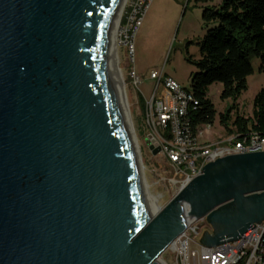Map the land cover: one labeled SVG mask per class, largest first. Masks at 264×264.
<instances>
[{
	"label": "water",
	"instance_id": "95a60500",
	"mask_svg": "<svg viewBox=\"0 0 264 264\" xmlns=\"http://www.w3.org/2000/svg\"><path fill=\"white\" fill-rule=\"evenodd\" d=\"M120 2L0 0V264H162L194 219L208 248L264 222V151L207 164L150 212L109 65Z\"/></svg>",
	"mask_w": 264,
	"mask_h": 264
},
{
	"label": "rangeland",
	"instance_id": "374dc122",
	"mask_svg": "<svg viewBox=\"0 0 264 264\" xmlns=\"http://www.w3.org/2000/svg\"><path fill=\"white\" fill-rule=\"evenodd\" d=\"M138 4H140L139 0L127 1L118 30L115 60L125 87L143 174L150 194L157 199L160 207H164L179 192V184L174 181L179 177L176 176L168 159L162 154L154 155L145 143L140 131L144 122L141 114L143 104L138 102L140 97L138 90L133 87L128 76L129 57L126 43L133 38L129 30L135 7ZM130 9L133 10L132 14L129 13ZM203 11V3L198 0L149 1V7L142 14L139 30L133 39L135 67L142 78L140 88L148 97L152 95L158 83V80L151 78L154 70L163 71L164 77L170 76L183 87L191 88V73L196 71V66L189 59L198 60L201 57L199 41L207 31L203 21ZM127 15L129 18L124 24ZM253 66L254 72L248 77V89L238 100L240 111L246 117L252 115L255 98L264 89V72L260 71V60L255 59ZM222 91L221 82H215L209 86L208 95L215 105L216 117L211 128L206 124L198 127V131L203 133L201 140L204 142L215 141L226 134V127L222 124L220 117L233 105L234 101L222 99ZM233 116H235V111ZM211 229L207 220L204 224L200 223V233H192L190 236L191 250L202 249L203 234ZM159 260L162 264H175L174 255L168 249Z\"/></svg>",
	"mask_w": 264,
	"mask_h": 264
},
{
	"label": "built area",
	"instance_id": "2783aa9c",
	"mask_svg": "<svg viewBox=\"0 0 264 264\" xmlns=\"http://www.w3.org/2000/svg\"><path fill=\"white\" fill-rule=\"evenodd\" d=\"M150 0H139L131 19L128 40V76L138 90L143 107V128L140 129L145 143L153 152L160 148L178 180L179 190L187 186L195 177L204 173L207 164L231 154L264 151V135L259 132L231 133L220 136L212 142L201 140L202 132L195 130L190 118L191 111L197 109L196 99L191 89L183 87L177 80L164 72L154 70L151 78L158 80L152 95L148 97L140 88L142 78L138 75L134 60V36L139 30L142 14L149 7ZM133 13V10H132ZM131 13V14H132ZM129 18V17H128ZM212 125H208L211 128ZM200 223L206 218L194 219L188 228L169 246L175 264H264V222L253 225L236 241L225 242L215 247L191 250L190 236L199 234Z\"/></svg>",
	"mask_w": 264,
	"mask_h": 264
},
{
	"label": "trees",
	"instance_id": "16d2710c",
	"mask_svg": "<svg viewBox=\"0 0 264 264\" xmlns=\"http://www.w3.org/2000/svg\"><path fill=\"white\" fill-rule=\"evenodd\" d=\"M198 1L203 3L207 31L199 41L201 57L189 59L196 66V71L191 73L190 88L197 105L190 113L193 127L198 130L202 124H213L216 109L208 95L209 86L221 82L222 99L234 101L220 117L226 133L259 132L264 135V89L255 98L251 116L243 115L238 104L248 89V77L254 72L255 59L260 60V71L264 72V0Z\"/></svg>",
	"mask_w": 264,
	"mask_h": 264
},
{
	"label": "bare ground",
	"instance_id": "6f19581e",
	"mask_svg": "<svg viewBox=\"0 0 264 264\" xmlns=\"http://www.w3.org/2000/svg\"><path fill=\"white\" fill-rule=\"evenodd\" d=\"M127 1L128 0H121L120 4H119V7L114 15V19H113V23H112V27H111V39H112V50H111V54H110V58H109V65H110V68L113 72V75H114V80L115 82L117 83L119 89H120V92H121V95H122V98H123V104L126 108V111H127V115H128V120H129V124H130V129H131V134L135 140V144H136V147H137V152H138V155L140 156V152H139V149H138V144L136 142V138H135V134H134V129H133V126H132V121H131V117H130V111H129V106H128V102H127V98H126V92H125V87H124V84H123V80L121 78V75H120V72H119V67L117 65V62L115 60V57H116V52H117V41H118V30H119V27H120V24H121V17L125 11V7H126V4H127ZM115 52V53H114ZM141 162V160H140ZM141 171H142V179H143V188H144V193H145V198H146V201H147V204H148V207H149V210L152 214H155L157 213L158 211H160L161 207L157 204V199L152 195L150 194V191H149V188H148V185L146 183V180H145V177H144V174H143V166H141Z\"/></svg>",
	"mask_w": 264,
	"mask_h": 264
}]
</instances>
